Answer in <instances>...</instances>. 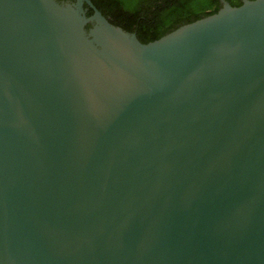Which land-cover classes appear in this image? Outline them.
Segmentation results:
<instances>
[{"label": "water", "instance_id": "water-1", "mask_svg": "<svg viewBox=\"0 0 264 264\" xmlns=\"http://www.w3.org/2000/svg\"><path fill=\"white\" fill-rule=\"evenodd\" d=\"M0 264H264V0H0Z\"/></svg>", "mask_w": 264, "mask_h": 264}, {"label": "trees", "instance_id": "trees-1", "mask_svg": "<svg viewBox=\"0 0 264 264\" xmlns=\"http://www.w3.org/2000/svg\"><path fill=\"white\" fill-rule=\"evenodd\" d=\"M92 1L113 24L136 32L144 43L157 40L182 24L216 13L222 7L221 0ZM228 1L239 6L244 0ZM87 13L90 15L93 10Z\"/></svg>", "mask_w": 264, "mask_h": 264}, {"label": "flooded vegetation", "instance_id": "flooded-vegetation-1", "mask_svg": "<svg viewBox=\"0 0 264 264\" xmlns=\"http://www.w3.org/2000/svg\"><path fill=\"white\" fill-rule=\"evenodd\" d=\"M222 1V0H221ZM228 1V0H227Z\"/></svg>", "mask_w": 264, "mask_h": 264}]
</instances>
